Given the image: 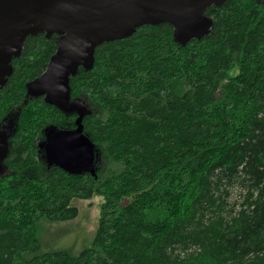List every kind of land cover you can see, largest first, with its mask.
<instances>
[{"label": "trees", "instance_id": "1", "mask_svg": "<svg viewBox=\"0 0 264 264\" xmlns=\"http://www.w3.org/2000/svg\"><path fill=\"white\" fill-rule=\"evenodd\" d=\"M207 16L203 40L180 46L171 25L143 26L70 78L71 100L92 110L95 175L49 166L39 147L78 115L28 96L59 37L27 38L0 89V125L21 108L0 175V264H264V2ZM94 195L90 246L45 251L40 227L74 221L75 201Z\"/></svg>", "mask_w": 264, "mask_h": 264}, {"label": "water", "instance_id": "2", "mask_svg": "<svg viewBox=\"0 0 264 264\" xmlns=\"http://www.w3.org/2000/svg\"><path fill=\"white\" fill-rule=\"evenodd\" d=\"M228 1L0 0V89L12 74L11 63L21 56L28 37L59 36L57 51L46 71L27 84L28 96L44 98L47 104L78 115L74 130L48 136V129L58 127L45 130L42 150L48 165L70 174L95 175L99 154L83 125L92 110L82 100H71L70 78L81 68L93 70L100 46L128 39L143 26L171 25L174 42L180 46L203 40L213 30L207 10ZM4 125H0V175L8 171L4 161L9 154V138L15 131L9 133Z\"/></svg>", "mask_w": 264, "mask_h": 264}, {"label": "rangeland", "instance_id": "3", "mask_svg": "<svg viewBox=\"0 0 264 264\" xmlns=\"http://www.w3.org/2000/svg\"><path fill=\"white\" fill-rule=\"evenodd\" d=\"M84 101V100H82ZM19 109L12 112L7 118L4 128L12 133L16 127ZM60 130H70L63 126L55 129H48L46 134H55ZM44 135V138L46 136ZM44 139L39 142L41 151L44 148ZM43 143V144H42ZM99 157L96 158V164ZM118 170V169H114ZM237 194L233 201L237 199ZM103 203L101 196L94 195L89 200H76L75 205L79 208V216L74 221L66 223L48 224L45 223L40 227L39 238L45 251H69L79 254L90 246L100 217V207Z\"/></svg>", "mask_w": 264, "mask_h": 264}, {"label": "flooded vegetation", "instance_id": "4", "mask_svg": "<svg viewBox=\"0 0 264 264\" xmlns=\"http://www.w3.org/2000/svg\"><path fill=\"white\" fill-rule=\"evenodd\" d=\"M44 99V98H43Z\"/></svg>", "mask_w": 264, "mask_h": 264}]
</instances>
